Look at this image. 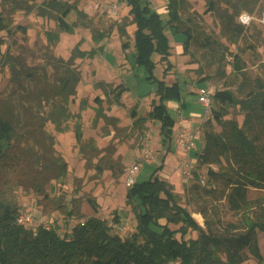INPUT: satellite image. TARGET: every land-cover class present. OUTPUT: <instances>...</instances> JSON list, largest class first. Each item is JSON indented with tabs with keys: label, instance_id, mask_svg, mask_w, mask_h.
Here are the masks:
<instances>
[{
	"label": "rangeland",
	"instance_id": "obj_1",
	"mask_svg": "<svg viewBox=\"0 0 264 264\" xmlns=\"http://www.w3.org/2000/svg\"><path fill=\"white\" fill-rule=\"evenodd\" d=\"M69 2L72 3L73 0H0V16L5 25V29L0 32V39L2 40L0 50L1 54L4 55V57H0V100L7 99L12 90L18 89L17 84V86L11 84L13 72L11 64L8 62L7 57L5 58L6 54L19 59L20 68L25 70L19 78L27 89L32 91L38 89L40 84L27 85L28 83H24L28 71L32 69L36 75L49 77L52 83L55 78V71L53 66L49 65L50 58L54 57L67 61L78 44L75 42H84L87 39L89 43L85 42L86 45L80 46V49L83 47H89L87 51L96 49L99 51L100 56L103 52V49H98L101 41L94 40V36L110 38L113 32L119 34L118 27L120 25L126 26L127 32L126 37H121L119 34L121 44L128 42L130 47L133 44V49L123 54L128 57L129 62L136 60V55L133 56L136 52L135 42H132L136 25L132 21V16L129 15L130 7L125 0H81L77 10L86 12L87 17H81L76 10L71 12L67 21L75 25L76 29L74 34L66 33L63 35L64 32H59L56 22L57 11L55 9L57 5L61 6ZM148 2L151 8L155 10V5L150 1ZM211 3L214 5L212 9L210 7ZM112 5H117L118 10L116 12H111L110 6ZM232 6L233 8H241L238 0H169L166 7L159 8L158 12L165 22L170 19V11L178 14V20L169 22L165 28V34L171 47L168 62L161 61V56L157 53L152 55V60L155 62L153 80H147V73L143 66L134 65V76L130 78L132 88L129 92H126L124 102L131 105L133 101L138 102L153 96L158 88L156 80L168 84L179 82L183 91L180 103L186 104L185 112H187L188 117L193 115L194 119L200 121L205 117V108L199 101V93L203 90H213L214 94L216 91H231L239 101L248 99L250 94L254 92H264V23L260 21L261 13L264 10V0H258L255 6L253 4L247 9L241 8L240 14L247 13L254 18L249 27L240 24V14H236ZM42 9L45 10V14L42 13ZM77 31L80 36H77ZM50 32L59 34L57 43L49 41L48 33ZM61 35L63 36L62 42ZM117 38L115 36L108 41V44L111 45L110 48L118 52L117 56L111 58V62L116 65L120 62L119 50L121 49L117 50L115 47L119 41ZM83 59H76L74 66L80 72L81 80L83 73L86 79L89 78L93 68L98 71L99 76L109 74L110 71L116 69L110 64L103 67L102 64L99 65L98 63L96 65L93 62L86 61V58ZM108 60L110 59L108 58ZM103 61H107V58L105 57ZM62 73L63 71H61ZM109 80H103L95 84L96 88L103 89L108 103L112 99L115 100L114 96L110 97L115 83L111 84L108 89L104 87V84ZM100 83L102 85L97 86ZM83 89L81 88L82 92ZM90 91V89H87L84 93L87 94ZM17 94H19L18 97H22L20 92ZM76 99L77 94L69 100L68 107L72 116L63 123V126H67L68 131H73L75 135L77 124H79L83 135L84 123L81 112L87 108L88 99H83L85 108L83 110L80 108V113H72L73 105H75L74 107L78 106ZM12 100L16 105V100ZM22 100L25 105L33 106L35 112L39 114L44 112L35 104L28 103L25 98L22 97ZM157 101L154 100L153 102ZM153 102L150 101L151 107ZM95 104L99 107L96 102ZM133 108H130L129 115ZM149 108L150 105L147 104L141 107V112L145 113L144 116L148 114L146 112ZM214 109L222 111L223 121H236L238 126L254 141L255 151L260 162L258 166L255 162L254 172L255 175L263 177L262 179H256L255 184L258 185L250 187L248 190L249 203L239 211H233L228 201V197L232 193L231 180L243 177L240 163H237L232 156L222 157L219 163L209 165H200L198 161L194 178L183 182L180 191H176L175 187L171 185L173 193L176 202L186 208L200 226L205 228L206 222L210 224L209 233L216 236H225L226 228H237L233 232V238L237 237L239 239L243 252L247 255L246 260L241 264H264V113L255 115V119H249L250 110L246 111L241 106L231 104L221 106L214 102L212 111ZM48 110L46 108L45 112H48ZM95 112L96 119H99L97 108ZM176 113L178 114V112ZM96 119L91 120L88 127L92 128ZM105 122L104 134L107 133L110 125L109 121L105 120ZM45 130L55 137L56 154L59 157L61 156L67 163V174L60 180H52L46 185L45 192L49 198L71 207L73 198L81 197L86 193H92L94 196L96 194L95 197L102 205L100 220L105 221L110 233L120 235L117 233V228L126 223L130 225V231L127 235L120 236L127 238L137 232L136 213L133 211L132 205L129 206L126 203L125 172L121 177L124 184L120 185V180L115 181L112 178V173L105 176V172L98 175L94 169L84 170L85 160L76 151L80 147L76 136L77 144L73 146L70 137H63V139L58 140L56 136L58 131L54 124L49 122ZM223 130L228 131L229 126L225 127L218 124L211 114L210 119L203 122L196 140L198 154L202 153L205 148L206 134H219ZM149 132V127H146L143 123L138 128L132 127L130 132L118 133L117 138L122 142L125 139L134 140V143L130 144L131 150L140 151L142 154L144 149H151L156 154V151L151 147L158 145L157 137L153 132L151 143L150 145L147 144V140H150L147 137ZM87 141L89 139L84 140L82 138V144ZM93 142L96 146L94 139ZM111 146H113V142H111ZM139 158H136L135 162ZM92 162L96 163L97 159L92 158ZM156 169V165L145 164L140 170L137 182L142 183L149 180ZM210 169L214 172L213 176L208 174ZM157 175L162 179L166 177L159 174V171ZM201 177L207 178V185L204 186L200 183ZM244 178L246 179L247 175L244 174ZM192 186H195L193 188L196 189L194 190ZM15 196L21 211L32 213L35 216L36 227L50 225L57 233L64 236V234L70 233L79 221L75 219L66 221L58 212L47 215L43 212L44 206L39 203L44 196H39L32 191L27 192L22 188H18L15 191ZM246 220L255 222L257 227L253 231H249L245 225ZM159 222L166 224L164 218L160 219ZM169 227L176 230L180 225L171 224ZM181 235L178 234L176 238H181ZM183 238L186 241L197 240L200 238V234L192 229H186ZM226 250L227 246L223 244L219 255L220 264L228 262ZM91 264H99V262L92 260Z\"/></svg>",
	"mask_w": 264,
	"mask_h": 264
},
{
	"label": "trees",
	"instance_id": "obj_2",
	"mask_svg": "<svg viewBox=\"0 0 264 264\" xmlns=\"http://www.w3.org/2000/svg\"><path fill=\"white\" fill-rule=\"evenodd\" d=\"M80 1L73 0L72 3L57 5L55 10L59 32L74 33L76 26L70 24L67 18L71 12L78 11ZM125 1L130 7L129 15L136 25V64L145 68L147 80H153L155 62L152 55L157 53L161 56V61L168 62L171 47L165 28L169 22L178 20V14L170 11V19L165 22L161 14L151 8L148 1ZM256 2L258 0H238L242 9H247L253 4L255 6ZM210 7L212 9L214 5L211 3ZM241 8L234 7L233 11L240 14ZM42 13H46L44 9ZM78 13L81 17H87L82 11ZM3 23L0 16V32L5 29ZM118 32L121 37H126V26L120 25ZM104 38L105 36H94L96 41ZM48 39L51 43H57L59 34L50 32ZM1 46L0 39V49ZM129 47L128 42L123 44V49ZM97 54L95 49L88 53L81 51L77 45L67 61L50 58L49 65H52L55 71L52 83L49 77L36 75L32 69L25 75L24 83H28L27 85L40 84L39 88L33 91L27 89L20 80L25 70L20 68L19 59L5 55L12 67L11 84H17L18 89L12 90L7 99L0 100V264H91L92 260L98 261L99 264H220L219 255L223 244L227 246L226 264H241L247 255L243 252L239 239L233 238V232L237 228H226L225 236H216L209 233L211 226L208 222L205 223V228L200 226L192 214L176 202L171 184L157 176L163 166L157 167L149 180L136 182L128 189L126 203L132 205L136 213L137 232L127 238L110 233L105 221L87 217L82 212V205L86 202L99 213L101 206L92 193L73 198L71 207L49 198L46 194L45 187L50 181L60 180L67 174V163L61 156H57L55 137L47 133L45 127L50 122L58 132L69 130L63 123L72 116L68 107L69 100L76 96L77 87L81 82V74L74 68L75 60L93 58ZM2 56L4 57L0 50V57ZM156 82L158 101L152 103V110L146 117L137 118L136 108H133L130 117L134 120L133 128L149 120L160 121L162 145L171 151L175 120L169 114L165 102L172 100L180 103L183 92L178 82L172 86H167L161 80ZM100 85L102 83L97 86ZM127 91L128 88L122 84L113 88L111 93L118 106H123L119 100ZM18 92L28 103L35 104L44 112L39 114L33 110V106L25 105L22 97H18ZM12 99L16 100V105ZM95 102L99 106L97 117H104L114 125L116 131H120L117 119L103 115L102 100L96 98ZM214 102L221 106L231 104L241 106L246 111L250 110L249 119H255V115L264 113V92H254L248 99L239 101L231 91H216ZM46 108L49 109L48 112H45ZM80 108H85L84 101ZM212 115L218 124L229 126V130H223L219 134H206L205 148L202 153L197 154L198 161L200 165H209L219 163L222 157L232 156L240 163L243 177L231 180L232 193L228 197L232 210L239 211L249 203L250 187L258 185L255 184L256 179L263 177L255 175L254 172L255 162L257 166L260 164L255 143L236 121H223L221 110L214 109ZM75 136L80 144L79 153L85 160L86 171L94 169L98 175L110 171L112 178L118 182L124 175L125 167L120 156L113 158L114 148L109 145L99 149L93 139L82 144L83 135L79 124ZM92 158H96L97 162L93 163ZM244 174L247 175L246 179ZM18 188L44 196L39 203L44 206L43 212L47 215L58 212L66 221L85 220V225L74 226L71 232L64 236L52 227L46 229L45 226H40L36 230L27 228L17 219L21 212L15 196ZM163 218L166 220L165 225L159 222ZM171 224L180 227L172 230L169 227ZM245 225L249 231L257 227L255 222L249 220H246ZM186 229L199 232L200 238L184 240ZM178 234H182L179 239L176 238Z\"/></svg>",
	"mask_w": 264,
	"mask_h": 264
},
{
	"label": "crops",
	"instance_id": "obj_3",
	"mask_svg": "<svg viewBox=\"0 0 264 264\" xmlns=\"http://www.w3.org/2000/svg\"><path fill=\"white\" fill-rule=\"evenodd\" d=\"M84 13L86 15H88L86 12H84ZM76 33H77V36H80V33L78 31ZM62 34L65 35L66 33H62ZM115 36H117L118 37L117 39H119L118 44L115 45V47L117 50H119V48H121L119 50L120 51L119 52L120 62L118 65H116L114 62H111V58H113L114 56H117L118 52L115 49L110 48L111 45L108 44V41H110V39L114 38ZM132 37H133L132 42H135V37L134 36H132ZM62 38H63V36L61 35V42H62ZM85 42H88V39L84 42L77 41L75 43L81 44V45H79V48H80V46L86 45ZM87 48H89V47H87ZM87 48L83 47L80 50L88 53L91 50L87 51ZM100 48L103 49L102 55L99 56V51L97 50L98 54L95 55L93 58H87L86 57V59H87L86 61L93 62V64H96V65L98 63H99V65L102 64L103 67H107L108 64H110L111 66H113L116 69H115V71L114 70L110 71L109 74L107 73L104 76H102V75L99 76L98 71L93 68L92 72L89 75V78L87 77V79L85 78L84 73H83L81 83L77 87V99H76V101L78 102V106L74 107L75 105H73V108H72L73 110H71V111H72V113H80L81 102L83 101V99H88L87 108L81 112V116H82L83 123H84L83 139L84 140L94 139V141L96 142V146L99 149H104L109 145L111 146V142H113V146H111V147H113L114 150H116V154L114 155L113 158L116 159L120 156L122 159V163L125 167V171H126V169L135 162V159L140 157L141 153H140V151L130 149V144L132 145L134 143V140L125 139L126 141L123 140V142H122V140L117 138V134L123 133L125 131L130 132L131 128L133 127V121L134 120L129 115L130 108H132V107L135 108L136 105H138L136 107L137 118L146 117V115H148L149 112L152 110L150 101L153 102L154 100H158V97L156 96V93H155L150 98L142 99L138 102L133 101L131 103V105H127L123 100L125 97V94H126V92H125L122 95L121 99L119 100V102L121 104H123L122 107L118 106L116 104L115 100L113 101V99L111 101L112 103L111 102L108 103V101H106V97L104 96L103 89L96 88L95 84L99 83L103 80H109L110 79L109 81H107V83L104 84L105 89H108L111 84L115 83V85H113L114 86L113 88L117 87V85L122 84L123 86L128 87L127 92H129L130 89L132 88V84H130V82H131L130 78L132 76H134V72H133V70L135 68L134 65H137V64H136L135 60L133 62L132 61L129 62L128 57L123 54L124 52H128V51L132 50L133 44L131 45V47L129 49L124 50L123 45L121 44L119 34L116 32H113V34L111 35L110 38L105 37L104 39H102L100 45H98V49H100ZM133 56L135 57V53ZM105 57L107 58V61H103V59ZM108 58L110 60H108ZM115 73H118V74H115ZM175 83H177V82H174L172 84H168V83H165V84L167 86H172ZM180 86H181V84H180ZM81 88L82 89L85 88V89H83V92L81 91ZM87 89H90L91 91H90V93L86 94L84 92H86ZM181 89H182V87H181ZM112 96H114V95L111 94L110 97H112ZM96 98H100L101 100H103L102 101L103 115L106 116L107 118H114V119L118 120L117 127L119 128L120 131H116L114 125L109 122L110 125L108 126L107 133L104 134L103 129L106 127V122H105L106 119L104 117H100L99 119H96L95 109L96 108L98 109L97 105L95 104ZM146 104L150 105V108L146 112L148 114H146L144 116L145 113L141 112V107L146 105ZM165 105L167 107L169 114L175 120V125L173 128L172 141H171V151H168L167 148L162 145V138L160 135L161 122L158 120H149L146 123H144L145 126L149 127V129H150L149 134H147V137H149L150 140H147V144L150 145L151 139L153 136V132H154L156 137H157V141H158L157 144L158 145H154L151 148L154 149L156 151V155H158L157 158H158L159 164L157 167L163 166L162 170L159 171V174H163L166 177H165V179H162V177L160 178L159 175H157V176L160 179H162V180L168 182L169 184H171L172 186H174L176 191H180L182 189L183 182H187V180L185 178H183V176H181L179 171H176L174 169L175 163L181 157V154L175 145V138L177 137L179 131H181L182 129L194 131L196 128H198L199 122L204 121V117H203V120H200V121L199 120L197 121L196 119H194L195 117H193V115H191L192 117L191 116L188 117L187 112H185L186 104L183 102L178 103V102L169 100V101L165 102ZM183 108H185V109H183ZM178 109H180V111H178ZM176 112H178V114ZM94 119H96L95 124L92 126V128L88 127V125H90L91 120H94ZM56 136H57L58 140L60 138L63 139V137H70L72 139L71 144L73 146L75 144H77L76 143L77 141L75 139V135H74L73 131H67L65 133L64 132L63 133L57 132ZM76 151L79 153L78 149ZM197 154H198V150H197ZM84 170H85V168H84ZM107 175H111V172L105 171V176H107ZM177 176L179 178L176 179L175 177H177ZM178 179H179V181H178ZM119 182H120L119 183L120 185L124 184L122 178L120 179ZM118 187H119V185H118ZM114 190H116V189H114ZM127 191H128V189L126 188L125 194H127ZM95 196H96V194H95ZM97 201H98V198H97ZM100 206H101V209H100L99 213H96L91 208V206L85 202L82 205V212L87 217H96V218L101 219L100 212L102 210V205L100 204ZM162 225H164V224H162Z\"/></svg>",
	"mask_w": 264,
	"mask_h": 264
},
{
	"label": "built area",
	"instance_id": "obj_4",
	"mask_svg": "<svg viewBox=\"0 0 264 264\" xmlns=\"http://www.w3.org/2000/svg\"><path fill=\"white\" fill-rule=\"evenodd\" d=\"M148 1L152 2L155 5V10L158 12L159 8L166 7L169 0H148ZM110 10L111 12H116L118 10L117 5L110 6ZM261 14L262 17L260 21L264 23V10L262 11ZM242 15H244L243 20L241 19ZM253 20L254 18L247 13H241L239 15L240 24L244 27H249ZM199 96H200L199 101L202 103L203 107L205 108L204 121L199 122L198 128H196L194 131L182 129L181 131H179L175 139V145L176 148L179 150L181 157L175 163L174 169L176 171H179L181 176H183V178H185L186 180H190L194 178V172L198 167L196 140L198 138V134L200 132L203 122L210 119L213 109V97H214L213 90L210 89L203 90L199 93ZM145 164L156 165V166H158L159 164L156 154L151 149H144L138 161L133 163L126 169L125 185L127 188H131L133 185L136 184L140 170L143 168ZM200 183L204 186L207 185V178L201 177ZM17 219L20 224L26 226L27 228L33 230H36L38 228L36 227L35 216L32 213L21 211ZM77 225H80L81 227L84 226L85 220H79L77 222ZM44 226L46 227V229H51L50 225H44ZM117 231H118L117 233H119L120 235H127L130 231V225L126 223L120 228H117Z\"/></svg>",
	"mask_w": 264,
	"mask_h": 264
},
{
	"label": "water",
	"instance_id": "obj_5",
	"mask_svg": "<svg viewBox=\"0 0 264 264\" xmlns=\"http://www.w3.org/2000/svg\"><path fill=\"white\" fill-rule=\"evenodd\" d=\"M213 173L214 172L210 169L208 174H209V176H211V175H213Z\"/></svg>",
	"mask_w": 264,
	"mask_h": 264
},
{
	"label": "clouds",
	"instance_id": "obj_6",
	"mask_svg": "<svg viewBox=\"0 0 264 264\" xmlns=\"http://www.w3.org/2000/svg\"><path fill=\"white\" fill-rule=\"evenodd\" d=\"M244 15H246V14H244ZM244 15L241 16V19H242V20L244 19ZM245 22H247V21H245Z\"/></svg>",
	"mask_w": 264,
	"mask_h": 264
}]
</instances>
